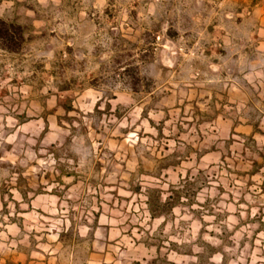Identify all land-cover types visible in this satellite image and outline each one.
I'll use <instances>...</instances> for the list:
<instances>
[{
	"label": "rangeland",
	"instance_id": "1",
	"mask_svg": "<svg viewBox=\"0 0 264 264\" xmlns=\"http://www.w3.org/2000/svg\"><path fill=\"white\" fill-rule=\"evenodd\" d=\"M252 17L242 0H0L23 37L0 49V264H264Z\"/></svg>",
	"mask_w": 264,
	"mask_h": 264
},
{
	"label": "trees",
	"instance_id": "2",
	"mask_svg": "<svg viewBox=\"0 0 264 264\" xmlns=\"http://www.w3.org/2000/svg\"><path fill=\"white\" fill-rule=\"evenodd\" d=\"M20 29V27H17ZM18 40H23L22 34L18 35L17 39L15 35L4 21H0V49L6 52H14L17 46Z\"/></svg>",
	"mask_w": 264,
	"mask_h": 264
},
{
	"label": "crops",
	"instance_id": "3",
	"mask_svg": "<svg viewBox=\"0 0 264 264\" xmlns=\"http://www.w3.org/2000/svg\"><path fill=\"white\" fill-rule=\"evenodd\" d=\"M241 1V0H238ZM253 16L254 28L263 31L264 38V0H242ZM264 41V39H263Z\"/></svg>",
	"mask_w": 264,
	"mask_h": 264
}]
</instances>
